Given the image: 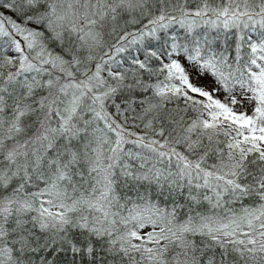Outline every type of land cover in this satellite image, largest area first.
Segmentation results:
<instances>
[{
  "label": "snow or ice",
  "instance_id": "obj_1",
  "mask_svg": "<svg viewBox=\"0 0 264 264\" xmlns=\"http://www.w3.org/2000/svg\"><path fill=\"white\" fill-rule=\"evenodd\" d=\"M0 264H264V0H0Z\"/></svg>",
  "mask_w": 264,
  "mask_h": 264
}]
</instances>
